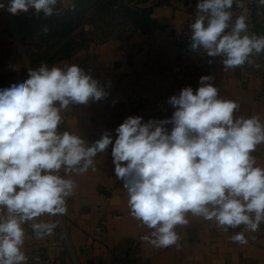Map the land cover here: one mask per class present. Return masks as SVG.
<instances>
[{
    "label": "clouds",
    "instance_id": "obj_1",
    "mask_svg": "<svg viewBox=\"0 0 264 264\" xmlns=\"http://www.w3.org/2000/svg\"><path fill=\"white\" fill-rule=\"evenodd\" d=\"M60 2L7 0L0 9L59 17L65 11ZM190 32V49L220 57L224 69L260 67L264 35L250 32L244 0H198ZM212 79L201 76L195 91L185 87L171 96L170 119L127 117L115 129L114 144L108 131L91 145L79 134L59 131L62 110L108 95L76 64L41 63L24 81L0 89V264H28L25 225L38 240L53 235L59 220L37 221L67 214V199L78 187L67 177L95 171V158L109 145L130 215L152 230L145 241L179 250L176 228L187 225L190 214L224 232L243 226L230 240L247 244L245 232L264 223V166L252 155L264 144V121L258 114L237 116L240 105L220 97Z\"/></svg>",
    "mask_w": 264,
    "mask_h": 264
},
{
    "label": "crops",
    "instance_id": "obj_2",
    "mask_svg": "<svg viewBox=\"0 0 264 264\" xmlns=\"http://www.w3.org/2000/svg\"><path fill=\"white\" fill-rule=\"evenodd\" d=\"M93 1L96 0H61L59 4L67 9L64 15L69 17L82 3L85 6ZM101 1L122 4L120 0ZM130 2V5L125 3L130 7L120 17L137 20L128 24L126 31L41 62L49 67L76 64L98 80L108 93L100 101L62 110L59 131L79 134L89 145L108 131L114 144L115 129L127 117L140 116L142 122L170 119L175 109L168 103L169 98L191 85L195 91L200 86V77L206 75L213 77L211 83L218 87L220 97L240 105L237 116L247 118L258 114L264 121V76L260 73L245 66L224 69L222 63L202 67L196 60L192 61L188 75L173 73L180 63L179 48L173 37L190 30L181 24L191 14L185 0H149L138 8ZM0 3L7 7V0ZM73 3L75 8L69 9ZM146 11H150L147 27L153 30L131 31ZM32 15L42 25L53 23L59 28L58 24H62V15L45 18L31 9ZM19 22L17 15L0 9V83L10 86L27 79L28 70L41 64L32 56L26 44L30 37L21 30ZM69 22L65 24L69 26ZM132 99L142 104L133 106ZM165 127L170 132L172 125ZM111 151L109 145L104 153L97 155L95 171L69 174L67 178L74 179L78 187L67 199L66 215L44 216L37 221L59 220L54 234L42 240L54 260L64 264H264V223L256 232H245L248 243L241 245L232 242L230 236L243 231V226L224 232L214 222L189 214V223L176 228L179 250L175 246L156 248L145 241L143 238L150 236L152 230L130 215L127 191L115 175ZM252 155L257 165L264 166V144ZM98 227L103 229L102 233H97ZM25 232L24 251L29 258L38 247L30 224L25 225Z\"/></svg>",
    "mask_w": 264,
    "mask_h": 264
},
{
    "label": "rangeland",
    "instance_id": "obj_3",
    "mask_svg": "<svg viewBox=\"0 0 264 264\" xmlns=\"http://www.w3.org/2000/svg\"><path fill=\"white\" fill-rule=\"evenodd\" d=\"M100 1L96 0L85 6L82 3L74 11H71L73 14L69 17L64 15L67 9L59 4V8L65 9L60 18L62 24H58L60 25L59 28L53 23L42 25L36 22V18L33 15L30 16L31 9L27 13L22 12L17 15L21 30L30 37V40L26 41L27 39H25L24 41L32 51V56L35 55L37 64L63 57L77 47L99 41L105 36L126 31L127 25L137 20H125V18L120 17L126 8L130 7L127 5H130V1H133V7L138 8L140 7L139 4H144L149 0H120L122 4L117 5L109 1L107 3ZM63 3H66V1H63ZM256 18L253 33L258 36L264 35V6L257 4ZM64 21H70L69 26ZM45 27L48 28L47 33H44ZM256 63L260 64L259 68L247 64L245 67L249 71L264 76V54L256 58Z\"/></svg>",
    "mask_w": 264,
    "mask_h": 264
},
{
    "label": "built area",
    "instance_id": "obj_4",
    "mask_svg": "<svg viewBox=\"0 0 264 264\" xmlns=\"http://www.w3.org/2000/svg\"><path fill=\"white\" fill-rule=\"evenodd\" d=\"M246 7L248 8V17H249V30L253 33L255 25H256V8H257V0H244ZM187 6L191 9L190 16L181 22L183 25H187L190 27V24L194 22L196 16V4L198 0H185ZM234 11V19L235 15L239 14L238 9H233ZM190 35L191 32L186 31L184 33L177 34L173 37L174 42L177 44L179 48L178 59L180 63L173 68V73L175 75H188L190 71V66L192 61L196 60L202 67L207 66H216L221 64L220 57H208L202 50L199 53H195L190 49ZM211 61V62H210ZM10 85L1 84L0 88H7ZM191 88H194V85H191ZM131 103L133 106H140L142 102L137 101L136 99H132ZM63 175V173H61ZM111 197H107V200H110ZM103 229L101 227L97 228V233H102ZM34 243L37 245L38 249L28 258V264H64L54 260L47 251V243L38 240L34 237ZM77 264V263H72Z\"/></svg>",
    "mask_w": 264,
    "mask_h": 264
},
{
    "label": "water",
    "instance_id": "obj_5",
    "mask_svg": "<svg viewBox=\"0 0 264 264\" xmlns=\"http://www.w3.org/2000/svg\"><path fill=\"white\" fill-rule=\"evenodd\" d=\"M149 13H150V11H146L144 14V17L137 23L136 26L132 27L130 30L135 31L138 28H142L145 31H152L153 29L147 27V21H148V18L150 16Z\"/></svg>",
    "mask_w": 264,
    "mask_h": 264
}]
</instances>
